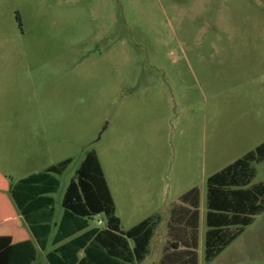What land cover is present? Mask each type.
Segmentation results:
<instances>
[{"label":"rangeland","instance_id":"rangeland-1","mask_svg":"<svg viewBox=\"0 0 264 264\" xmlns=\"http://www.w3.org/2000/svg\"><path fill=\"white\" fill-rule=\"evenodd\" d=\"M9 123L22 141L0 145L10 183L72 160L57 216L94 151L124 230L197 188L198 264H264V212L204 260L208 177L264 142V0H0V124L14 137ZM252 167L249 187L264 183V161Z\"/></svg>","mask_w":264,"mask_h":264},{"label":"trees","instance_id":"trees-1","mask_svg":"<svg viewBox=\"0 0 264 264\" xmlns=\"http://www.w3.org/2000/svg\"><path fill=\"white\" fill-rule=\"evenodd\" d=\"M262 161L264 142L207 179L206 262L213 261L252 224L255 216L264 212V183L249 187L255 176L252 163ZM70 163L71 160H65L44 172L23 178L10 190L17 209L42 249L53 231L55 199L51 195L58 191V176L67 170ZM198 201L199 190H190L180 198L181 205L174 207L173 215L176 212L181 217L197 219ZM191 202L195 207L192 213L183 207ZM62 208L63 215L53 244L64 243L48 254L50 264H118L115 259L128 260L125 255L127 239L134 240L135 260L141 261L159 222V218H149L127 232L121 231L111 192L94 151L85 155L69 182ZM98 215L105 217L106 228L88 229L90 221ZM193 227L196 229V224ZM231 228L236 230L230 232ZM196 245L195 241L193 249ZM81 251L84 257L79 259ZM188 254L191 255L190 261L196 264L195 252Z\"/></svg>","mask_w":264,"mask_h":264},{"label":"crops","instance_id":"crops-1","mask_svg":"<svg viewBox=\"0 0 264 264\" xmlns=\"http://www.w3.org/2000/svg\"><path fill=\"white\" fill-rule=\"evenodd\" d=\"M8 125L9 126L7 127H9L8 128L9 130H14L13 132L14 137H9L7 129L5 127L2 128L3 125L0 124V145L1 146H3L4 144L9 145L10 150L14 152V155H15V153L20 150V146H22V141L20 138V134H19V137L18 136L16 137V134H17L16 129H18L16 127V124L9 123ZM27 145L29 147L31 145V142H28ZM27 153L29 155L31 154L30 149L28 150ZM27 153H26V157H27ZM65 160H71V159H64L60 161L59 163ZM99 162H100V159H99ZM100 165H101V162H100ZM51 166H54V165H50L46 167L41 172L46 171ZM41 172L29 173L28 175H26V177L34 175V174H38ZM8 176H10V169L6 170L5 168L0 167V264H50L48 257H47L48 254L54 251L55 249H57L61 244L64 243L62 242L59 244H53V238L56 233L57 226L63 215V208H62V211L57 216L56 200H55V213H54V217L52 220L53 231L47 238V243H46L45 248L42 249L39 246L36 238L34 237L28 222L25 220V218L21 215V213L17 209L11 197V193H10L11 187L15 183H17L19 180L26 178V177L19 179L15 183H10L7 179ZM192 189H195V188H192ZM109 190L111 192V195L114 201L115 214L119 218L120 229L122 232L129 231L133 227L137 226L138 224H140L141 222L149 218H159V222L149 241V244L147 247V253L144 256V258L141 261L135 260V253H134L135 242L133 239H127L128 249L125 250V255L126 257H128V260L115 259L117 260L118 264L119 263L120 264H193L190 261L191 255L188 254V252H191V251L195 252L196 264H198L197 250L199 247L200 227H201V220H202V215H201V210H200V205H199L200 204V191H199V201H198V209H197L198 211L197 219L196 218L194 219L190 216L181 217V215H178V213L176 212L173 215L174 207L177 205H181L180 198L186 193H188L190 191L189 190L188 192L183 194L181 197H179L177 202H173L171 204L169 208L168 218H165L164 216H162L159 213V211L151 213V214L149 213L143 216V218L140 219V221L131 225L129 229L124 230L122 227V218L118 213L116 201H115V198L112 194L110 187H109ZM54 194L51 195L53 198H54L53 196ZM61 207H62V201H61ZM183 207L188 209L190 213H192L195 209L192 202L184 204ZM206 207H207V201H206ZM206 215H207V210H206ZM206 215H205V224H206ZM98 216H102L103 220H98V221H102V224L100 226H98L97 224L96 227L99 229L106 228L105 217L103 215H98ZM164 220L166 223L165 226L167 229V233L162 235L158 231L160 228L164 227L161 225L164 223ZM195 224L197 226L196 229H194L193 227ZM91 228H95V227H90V223H89L88 229H91ZM207 230L208 228L204 232V260H205V238H206L205 236H206ZM158 239H160V242L158 244H155ZM164 240H166V244L163 242ZM195 241L197 245H196V249H193V244ZM78 256H79V259H82L84 257V252L81 251ZM110 264H116V263H110Z\"/></svg>","mask_w":264,"mask_h":264},{"label":"built area","instance_id":"built-area-1","mask_svg":"<svg viewBox=\"0 0 264 264\" xmlns=\"http://www.w3.org/2000/svg\"><path fill=\"white\" fill-rule=\"evenodd\" d=\"M97 224L98 226H100L102 224V221H98Z\"/></svg>","mask_w":264,"mask_h":264}]
</instances>
